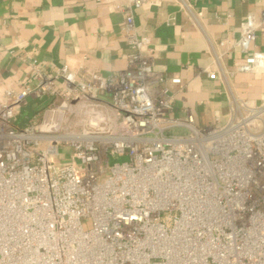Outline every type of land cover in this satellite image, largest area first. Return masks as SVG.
<instances>
[{
    "label": "built area",
    "instance_id": "1",
    "mask_svg": "<svg viewBox=\"0 0 264 264\" xmlns=\"http://www.w3.org/2000/svg\"><path fill=\"white\" fill-rule=\"evenodd\" d=\"M150 1L120 4L123 71L105 76L87 56L77 69L24 59L31 69L0 91V264H264V99L234 82L264 75V50L252 48L264 10L232 43L207 37L192 1L178 0L207 39L200 72L227 98L226 114L200 123L193 107L177 113L186 86L155 68L156 47L137 31Z\"/></svg>",
    "mask_w": 264,
    "mask_h": 264
},
{
    "label": "crops",
    "instance_id": "2",
    "mask_svg": "<svg viewBox=\"0 0 264 264\" xmlns=\"http://www.w3.org/2000/svg\"><path fill=\"white\" fill-rule=\"evenodd\" d=\"M123 1L0 0V91L31 69L24 59L43 70L77 69L87 56V68L105 76L123 71L128 51L123 30L126 11L120 9ZM191 1L207 37L232 43L241 36L247 16H259L264 10V0ZM135 14L137 31L148 34L156 47L155 68L169 77L179 76L186 86L176 93L177 113L193 107L200 123L210 121L214 110L226 114L227 98L220 82L200 72L212 60L207 39L180 2L152 0ZM256 33L252 48L264 50V29L259 27ZM227 55L230 69L242 59L238 45ZM234 82L240 94L264 99V75L238 73Z\"/></svg>",
    "mask_w": 264,
    "mask_h": 264
},
{
    "label": "trees",
    "instance_id": "3",
    "mask_svg": "<svg viewBox=\"0 0 264 264\" xmlns=\"http://www.w3.org/2000/svg\"><path fill=\"white\" fill-rule=\"evenodd\" d=\"M49 99H42L38 101L35 105H30L25 108L24 112L20 115L18 119V124L22 127L29 123L30 118L40 112L48 103Z\"/></svg>",
    "mask_w": 264,
    "mask_h": 264
},
{
    "label": "rangeland",
    "instance_id": "4",
    "mask_svg": "<svg viewBox=\"0 0 264 264\" xmlns=\"http://www.w3.org/2000/svg\"><path fill=\"white\" fill-rule=\"evenodd\" d=\"M242 94H243V93H242ZM244 96L247 97V94H245ZM70 151H71V148H70V147H66L64 152L68 153V152H70ZM58 159H59V158H57V160H58ZM64 160H65V159H64ZM66 161H69V155L66 156Z\"/></svg>",
    "mask_w": 264,
    "mask_h": 264
},
{
    "label": "bare ground",
    "instance_id": "5",
    "mask_svg": "<svg viewBox=\"0 0 264 264\" xmlns=\"http://www.w3.org/2000/svg\"><path fill=\"white\" fill-rule=\"evenodd\" d=\"M129 220H130L129 218H124V221H129ZM58 254L61 255V253H58ZM40 256H42L41 253H40ZM55 263H56V262H55Z\"/></svg>",
    "mask_w": 264,
    "mask_h": 264
}]
</instances>
